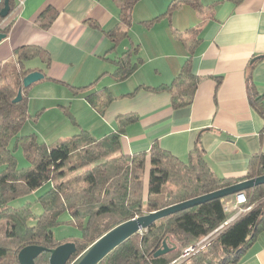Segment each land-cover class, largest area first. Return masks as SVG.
Masks as SVG:
<instances>
[{
  "label": "trees",
  "instance_id": "obj_1",
  "mask_svg": "<svg viewBox=\"0 0 264 264\" xmlns=\"http://www.w3.org/2000/svg\"><path fill=\"white\" fill-rule=\"evenodd\" d=\"M139 1L114 0L120 8V20L106 33L114 43L113 49L128 37L126 27L132 24V12ZM187 2L199 12L204 10L198 0L196 3L173 0L164 14L146 24L163 18L171 21L176 8ZM10 4L13 11L15 0H10ZM2 7L3 4L0 11ZM57 15V11L47 8L38 19L40 27L48 29ZM3 20L0 16V25ZM91 25L99 27L95 23ZM10 29L11 26L4 29L0 26V32L7 36ZM198 31L189 28L184 33L191 36ZM185 43L190 54L171 84L156 88L138 87L119 98L134 97L145 89L169 93L175 110L190 107L200 78L193 72L195 45ZM137 51V48L128 50L113 60L116 69L111 75L116 81L128 79L138 68L141 62L135 59ZM14 56L13 62L0 67V264H20L19 252L27 246L52 249L64 244L55 239L53 231L62 213L68 212L71 221L82 229L81 237L72 241L77 251L70 264L104 234L126 221L264 176V154L252 157L245 180L217 176L206 161L200 139L186 160L165 151L158 142H154L148 152L123 154L122 136L127 127L139 119L134 114L119 116L117 129L102 138H96L83 129L71 137L59 138L48 146L40 142L35 133L20 135L30 117L28 93L32 88H24L23 80L30 73L40 70L29 66V62L40 59L49 66L52 60L46 50L35 46L19 48L14 51ZM11 77L13 83L9 81ZM221 82L219 79L218 84ZM19 90H22L23 97L15 103ZM248 93L252 107L264 119V96L254 89L251 82H248ZM86 99L103 115L118 98L105 89ZM64 114L70 115L73 124H78L67 108ZM20 148L29 162L26 169L18 168L15 152ZM50 183H53L50 190L39 197L43 213L37 217L35 225L30 226V210L13 208L9 204ZM243 193L248 205L252 206L251 210L184 264L240 262L241 255L264 224V185ZM223 200H212L158 220L112 251L100 264H173L185 250L213 233L238 211L239 207H235V204V208L227 212ZM164 241L174 249L164 256L155 257ZM49 260L50 253L45 252L36 259V264H49Z\"/></svg>",
  "mask_w": 264,
  "mask_h": 264
},
{
  "label": "crops",
  "instance_id": "obj_2",
  "mask_svg": "<svg viewBox=\"0 0 264 264\" xmlns=\"http://www.w3.org/2000/svg\"><path fill=\"white\" fill-rule=\"evenodd\" d=\"M172 1L150 0V19L141 21L133 11L128 37L113 49L106 33L120 20L114 0H15L13 11L0 25L11 26L0 42V67L13 62L19 48H42L52 62L49 66L40 59L29 62L45 76L31 86L29 112L35 105L38 116H47L46 104L53 102L52 107L60 113L67 108L79 128L96 138L115 131L119 116L134 114L139 119L122 136L123 154L148 152L158 142L186 160L200 139L217 176L245 180L252 157L264 154V119L252 107L248 93L251 82L264 96V0H198L204 10L191 9L203 17L199 24H187L183 8H189L187 4L176 8L171 21L163 18L146 24L164 14ZM47 8L58 15L43 29L38 19ZM189 28L199 31L186 35ZM185 42L195 45L193 72L200 78L190 107L175 110L169 93L145 89L134 97L119 98L138 87L171 84L190 54ZM135 48L140 65L128 79L116 81L111 75L116 69L113 60ZM105 89L118 99L102 115L86 98ZM148 178L149 168L146 184ZM238 264H264V224Z\"/></svg>",
  "mask_w": 264,
  "mask_h": 264
},
{
  "label": "water",
  "instance_id": "obj_3",
  "mask_svg": "<svg viewBox=\"0 0 264 264\" xmlns=\"http://www.w3.org/2000/svg\"><path fill=\"white\" fill-rule=\"evenodd\" d=\"M2 4L3 7L1 8L0 16L5 20L11 14L12 7L10 0H0V6ZM6 37V34L0 32V42L6 39ZM44 77L45 76L42 72H32L24 78L23 86L24 88H29L34 83L44 79ZM22 97V90H19L18 96L15 98L14 102H20ZM260 185H264V176L246 180L234 186L224 188L222 190L170 206L163 210L126 221L104 234L70 264H100L112 251H114L134 235L147 230L151 225L160 219L166 218L189 208H194L212 200L224 199L237 194L240 195L244 191L253 189ZM173 249L174 248L169 247L167 241H164L163 247L155 253V257L164 256ZM76 251L77 247L74 242H67L52 249L46 248L44 246L33 245L23 248L19 252L18 259L20 264H36V259L42 253L48 252L50 253L49 264H69L72 257L76 254ZM182 263L183 262L180 264Z\"/></svg>",
  "mask_w": 264,
  "mask_h": 264
},
{
  "label": "rangeland",
  "instance_id": "obj_4",
  "mask_svg": "<svg viewBox=\"0 0 264 264\" xmlns=\"http://www.w3.org/2000/svg\"><path fill=\"white\" fill-rule=\"evenodd\" d=\"M190 1L191 3L197 2V0H190ZM187 5L189 6L190 9L187 8L186 6L183 7L187 9V11H185L187 24L191 25L192 22L199 24L202 21L203 17L199 13L191 9V5L189 4V2H187ZM134 7L135 8L133 9V11L135 12L136 17H138V19H140L141 21L142 19H147V18L150 19V0H140ZM142 17H147V18H142ZM166 20L168 21V18ZM138 23H140L141 25V22ZM40 64L41 63H39V65ZM44 70L46 71V68H44ZM9 81L10 83H13V78L11 77ZM46 105H49L50 109L48 115L44 117L38 116L39 114L35 110L36 109L35 105L31 106L30 117L28 118L25 126L19 133L20 135L35 133L37 134L40 142L42 143L44 142L48 146H51L53 142L59 138L61 139L65 137H71L73 135L80 133L81 129L79 128L78 125L72 123V118L70 117V115H66L62 112L61 114L57 109L52 107L53 102L48 101V104ZM11 146H13V144H11ZM15 154L18 159V168L26 169L29 166V162L25 158L22 149L20 148L16 150ZM52 186L53 183H50L44 186L43 188H41L37 192H34L26 196H22L19 199L10 202L9 206H12L13 208L29 209L30 212L32 213V217L30 218L28 223L30 226H33L36 223L37 217H40V215L43 213V207L39 201V197L45 194L47 191H49ZM234 198L235 195L226 197L223 200L224 208L228 212H230L235 208L234 204H232ZM71 220L72 217L68 212L62 213L60 215L59 223L53 228L55 239L58 242H64V243L72 242L73 240H77L81 237L82 229ZM185 252L186 250L182 253L181 257L173 264H180L181 262H183L182 264H184L190 259L194 258L195 255L199 253L198 252L187 258H183Z\"/></svg>",
  "mask_w": 264,
  "mask_h": 264
},
{
  "label": "built area",
  "instance_id": "obj_5",
  "mask_svg": "<svg viewBox=\"0 0 264 264\" xmlns=\"http://www.w3.org/2000/svg\"><path fill=\"white\" fill-rule=\"evenodd\" d=\"M235 207H239L238 211L235 213L234 216L231 217L230 220H228L225 224H223L221 227H219L218 229H216L213 233H211L210 235H208L207 237L203 238L201 241H199L198 243H196L195 245L189 247L186 252L185 255L183 256V258H187L191 255H194L195 253H198L199 251H201L202 249H204L207 245H209L211 243V241L214 240V238L221 232V230H223L226 226H228L229 224H231L232 222H234L236 219H238L239 217L243 216L244 214H246L248 211L251 210L252 206L248 205V200L247 197L244 193L240 194V195H236L235 196ZM226 210V209H225ZM227 211V210H226ZM228 212V211H227Z\"/></svg>",
  "mask_w": 264,
  "mask_h": 264
},
{
  "label": "clouds",
  "instance_id": "obj_6",
  "mask_svg": "<svg viewBox=\"0 0 264 264\" xmlns=\"http://www.w3.org/2000/svg\"><path fill=\"white\" fill-rule=\"evenodd\" d=\"M236 196V195H235Z\"/></svg>",
  "mask_w": 264,
  "mask_h": 264
}]
</instances>
